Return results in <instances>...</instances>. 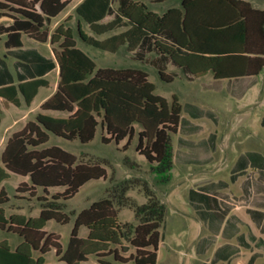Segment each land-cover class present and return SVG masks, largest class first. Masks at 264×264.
<instances>
[{"label": "trees", "instance_id": "1", "mask_svg": "<svg viewBox=\"0 0 264 264\" xmlns=\"http://www.w3.org/2000/svg\"><path fill=\"white\" fill-rule=\"evenodd\" d=\"M70 1L0 0V17L9 19L7 25L0 24V35H6L5 46L21 47L22 34L38 42L49 41L56 46L53 51L59 65L55 92L40 105L34 121L9 136L0 155V183L9 173L28 176V182H19L15 192L44 202L36 216L6 215L4 206L10 197L0 189V230L21 239L14 249L6 240L0 241V264H46L43 255L51 248L65 264H79L89 256L100 264H113L108 257L120 263L155 264L165 205L148 187L144 188L147 199L143 204L129 202L123 189L79 210L64 249L59 236L44 229L50 220L68 223L70 217L63 211V203L87 181L106 174L100 164L80 162L59 146L44 147L49 133L87 143L99 128L103 143L124 139L129 143L136 133L134 124H138L136 150L152 172L167 181L173 160L171 138L181 117L177 98L168 101L154 93V84L145 71L96 67L76 46L73 29L65 21L50 31L51 21ZM75 11L96 31L117 26L123 19L130 25L110 38L111 48L86 35L78 25V37L100 49L115 51L127 41L130 50L137 49V58L153 51L194 76L208 70L216 78L249 76L264 67V10L244 0H182L179 7H170L162 14L149 9L142 0H118L115 17L107 25L98 21L113 11L111 0H82ZM158 73L168 81L160 66ZM43 83L41 78L27 82L32 95ZM22 86L19 84L17 90L28 104L33 96L29 97ZM7 89L11 95L0 88V97L20 105L16 88ZM117 205L132 208L135 222H120ZM80 226L87 228L84 238L78 236ZM129 246L134 253L126 256Z\"/></svg>", "mask_w": 264, "mask_h": 264}, {"label": "rangeland", "instance_id": "2", "mask_svg": "<svg viewBox=\"0 0 264 264\" xmlns=\"http://www.w3.org/2000/svg\"><path fill=\"white\" fill-rule=\"evenodd\" d=\"M253 1L264 6V0ZM146 2L158 12L180 4V0ZM71 7L66 11L69 17L74 14ZM75 15L81 30L86 35H94L85 21ZM69 24L76 26L75 17H71ZM74 39L76 46L95 62L96 67L143 70L154 84V93L168 101L177 95L183 109L179 132L171 138L173 160L167 181L163 180V175L152 172L149 163L136 150L138 124H134L136 133L129 143L126 139L119 143H103L99 128L87 143L49 133L44 147L59 146L76 155L80 162L100 164L106 174L98 180L87 181L63 203V211L70 217L68 223L50 220L44 229L57 234L64 249L79 210L95 200L119 194L123 189V196L128 197L129 202L140 205L147 199L144 188L148 187L165 205L158 229L155 264H264L263 78L254 85L255 94H249L247 99L213 91L200 94L192 86L190 93L183 95L179 78L172 82L162 80L149 63L133 60L123 46L112 53L83 42L75 32ZM193 83L200 87V82ZM49 90L46 88L43 92ZM21 179L19 175L10 174L5 183L10 195L15 194L14 188ZM18 194L27 201L13 198L5 205L7 214L21 211L28 216L37 215L44 202L27 193ZM118 218L122 223L135 222L133 209L118 206ZM86 234L87 228L81 226L78 236L85 237ZM0 239H6L12 249L21 240L4 231H0ZM131 253L134 248L129 246L126 256ZM43 256L46 264H65L57 259L54 248ZM107 259L113 264H135L131 260L120 263L112 257ZM80 264L100 263L94 256H89Z\"/></svg>", "mask_w": 264, "mask_h": 264}, {"label": "crops", "instance_id": "3", "mask_svg": "<svg viewBox=\"0 0 264 264\" xmlns=\"http://www.w3.org/2000/svg\"><path fill=\"white\" fill-rule=\"evenodd\" d=\"M81 1L82 0L70 1L69 4L65 7V9L51 21V24L49 27L50 31L53 30V28L59 23H62L65 21V25L73 29V35H74V32L77 33L76 31L77 26L79 25L81 28V23L79 19L77 18V16L75 15L76 13L75 8ZM142 1L147 5L149 9H151L149 5L147 4L146 0H142ZM164 1H168V0H163L159 2L151 1V2L161 3ZM181 1L182 0H180V3ZM244 1L249 2L252 5V7L256 9L264 10V6L255 4L253 0H244ZM114 2L116 3L115 6H114ZM71 5L72 7L70 9L74 10V14L71 17H75V24H76L75 27L69 24L71 17H69L68 15L69 12H66ZM179 6L180 4L171 5V6H168L165 10H167L170 7H179ZM117 7H118V0H111V8L113 11L108 13L105 17H103L100 21H98V23L102 25H107L110 21H112L115 17ZM151 10L154 12H157L158 14H162L165 11L163 10L162 12H158L153 9ZM77 15L83 21H85L79 14ZM123 20L124 21L121 24L114 26V27H109V28L104 27V29L100 27L98 28L99 31L93 30L90 27L89 23L85 21V23L87 24V27L94 33V35L88 34V36L93 37L100 41H104L105 45L111 48L112 42L110 41V38L113 35L126 31L130 26L129 24L125 22V19ZM8 23H9V19L7 17H0V24L7 25ZM5 40H6V35L1 34L0 35V88H5L7 93L11 95V91L8 90L7 88L10 86H13L17 90L18 85L21 84L23 85L22 87L25 93L28 94L29 97L30 96H33V97L31 98L30 102L27 104L24 101V96L22 92L17 90V98L20 101V105H16L12 103L11 101L5 99L4 97H0V155H1V152L9 136L14 132L23 129L27 123L35 120V116L40 110L39 109L40 105L55 92L57 88L58 80H59V65L57 63V60H56V57L53 51V48L54 47L56 48V46L50 44L49 41L38 42L26 36L25 34L21 35V42H22L21 47H6L4 44ZM122 46L125 48V50L128 53L131 54V57L133 60L139 61L141 63H149L157 71V73H158V66H160L162 68L164 77L168 80L166 82H172L174 78L176 77L179 78L180 86L182 87L181 93L183 95L190 93L192 89H189V87L192 86L194 90L196 91V93L198 92L200 94H208L207 91H213L215 93L224 94L225 96L233 97L236 99H247L249 94L251 95L255 94V91H253L254 90L253 88H254V85H256V83L259 82L260 77L263 78V87H264V67L257 74L249 75V76L246 75V76L216 78L212 70H208L203 75L194 76L193 74L187 72L183 68L173 64L171 61H163V58H160L153 51H147L143 58H137V56L135 55V52L137 49L130 50L128 47L127 41L120 44L115 51L104 50V49H101V50L114 53ZM219 75H224V74L219 73ZM39 78L43 79L44 83L43 85L39 86L36 90V93L32 95L30 91L31 86L29 87L27 82L29 80L39 79ZM194 81L200 82V87H195L193 85ZM223 83H225V87H222ZM46 88H50V90L49 92L44 93L43 90ZM173 96H175L177 100L179 101V97L177 95H173ZM13 108H15V110H12ZM182 109L183 108L181 105V112H182ZM180 120H181V117H180ZM179 126H180V122H179ZM177 132H179V127H178ZM0 164H1V161H0ZM10 174H14V173H9L8 178L0 183V189L4 188L8 196L10 197V200L8 201V203L13 198L17 200L24 199L27 201V198H25L24 196L19 195L16 192L15 194L10 195L8 191L6 190L5 183L8 181V179H10ZM21 177L22 179L19 182H22V181L28 182V176H21ZM4 209H5L6 215H9L11 213H19V214L28 216L21 211H13L7 214L5 206H4ZM1 240H6V239H0V241ZM82 262H85V261H82Z\"/></svg>", "mask_w": 264, "mask_h": 264}]
</instances>
